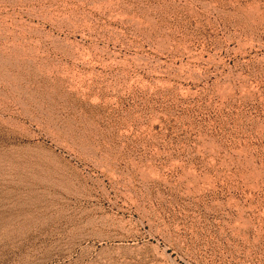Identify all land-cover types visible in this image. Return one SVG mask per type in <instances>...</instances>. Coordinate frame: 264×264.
I'll return each instance as SVG.
<instances>
[{
  "label": "rangeland",
  "instance_id": "rangeland-1",
  "mask_svg": "<svg viewBox=\"0 0 264 264\" xmlns=\"http://www.w3.org/2000/svg\"><path fill=\"white\" fill-rule=\"evenodd\" d=\"M34 262L264 264V0H0V264Z\"/></svg>",
  "mask_w": 264,
  "mask_h": 264
},
{
  "label": "bare ground",
  "instance_id": "bare-ground-1",
  "mask_svg": "<svg viewBox=\"0 0 264 264\" xmlns=\"http://www.w3.org/2000/svg\"><path fill=\"white\" fill-rule=\"evenodd\" d=\"M106 235H107V234H106ZM108 235L110 236V234H108ZM108 235H107V236H108ZM111 236H112V235H111ZM124 236H125V235H124ZM124 236H122V239L126 238V237H124ZM99 237H100V236H99ZM99 237H98V238H99ZM107 238H108V237H107ZM110 238H111V237H110ZM127 238H128V237H127ZM93 239H94V237H93ZM112 239H113V238H112ZM114 239H116V238L114 237ZM117 239L119 240L120 238L117 236ZM133 239H134V238H133ZM136 239H137V238H136ZM124 240H125V239H124ZM121 243H122V242H121ZM121 245H122V244H121ZM132 245H133V244H131V247H132ZM138 245H139V244H138ZM127 246H128V245H127ZM122 247H123V246H122ZM124 247H125V246H124ZM128 247H129V246H128ZM118 248H119V247H118ZM129 248H130V247H129ZM112 249H113V248H112ZM132 249H133V248H132ZM120 250H121V249H120ZM127 252H128V251H127ZM130 252H131V251H130ZM120 255H121V254H120ZM48 258H50V257L48 256ZM48 258H47V259H48ZM50 259H51V258H50ZM54 260H55V259H54ZM29 262H30V261H29ZM44 262H45V261H44ZM34 263H36V262H34ZM37 263H38V262H37ZM37 263H36V264H37ZM40 263H41V261H40ZM31 264H32V263H31Z\"/></svg>",
  "mask_w": 264,
  "mask_h": 264
}]
</instances>
